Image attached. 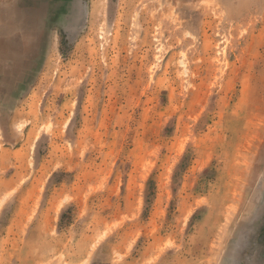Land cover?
I'll return each mask as SVG.
<instances>
[{"label":"rangeland","instance_id":"rangeland-1","mask_svg":"<svg viewBox=\"0 0 264 264\" xmlns=\"http://www.w3.org/2000/svg\"><path fill=\"white\" fill-rule=\"evenodd\" d=\"M33 2L0 0V264H264V0Z\"/></svg>","mask_w":264,"mask_h":264},{"label":"bare ground","instance_id":"bare-ground-1","mask_svg":"<svg viewBox=\"0 0 264 264\" xmlns=\"http://www.w3.org/2000/svg\"><path fill=\"white\" fill-rule=\"evenodd\" d=\"M33 5H34V9L32 10H25L21 12H16V16L19 17V19H21V21H23V23L25 25H28L30 23V19L33 17V15H37L38 19H40L41 15H44V12L46 11L47 8V4H52L53 2H55L56 0H33ZM56 3V2H55ZM59 4V3H58ZM53 5V4H52ZM57 5V4H56ZM62 7V4H59L58 7ZM21 7V6H20ZM50 8V6H49ZM32 9V8H31ZM15 16V17H16ZM1 19V18H0ZM17 20V19H16ZM44 20V19H43ZM20 21V22H21ZM36 21V20H35ZM36 23V22H35ZM41 26V25H40ZM1 40V39H0Z\"/></svg>","mask_w":264,"mask_h":264}]
</instances>
